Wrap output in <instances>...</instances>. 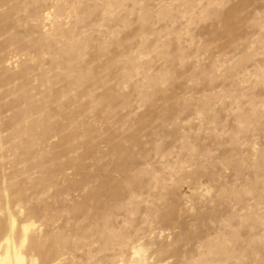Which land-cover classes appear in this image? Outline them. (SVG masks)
<instances>
[{
  "label": "rangeland",
  "instance_id": "obj_1",
  "mask_svg": "<svg viewBox=\"0 0 264 264\" xmlns=\"http://www.w3.org/2000/svg\"><path fill=\"white\" fill-rule=\"evenodd\" d=\"M0 58V259L8 200L25 264H264V0H0Z\"/></svg>",
  "mask_w": 264,
  "mask_h": 264
},
{
  "label": "bare ground",
  "instance_id": "obj_2",
  "mask_svg": "<svg viewBox=\"0 0 264 264\" xmlns=\"http://www.w3.org/2000/svg\"><path fill=\"white\" fill-rule=\"evenodd\" d=\"M16 57V56H14ZM12 58H10L11 60ZM8 59H4V58H0V69H2L5 65V63H8ZM1 84V83H0ZM3 86L2 84L0 85V87ZM19 206V205H18ZM20 207V206H19ZM6 211L8 213L7 215V221L10 227V236L8 238V248H7V252L6 255L3 259H0V264H25V260L24 257L22 256V253L19 249L16 248V246H14V236H15V226H16V220L13 216V211L10 207V203L7 200L6 203ZM23 211V210H22ZM97 224V223H96ZM114 229V228H113ZM27 230V227H24V231ZM129 237L128 241H124L122 240L119 245H120V252H124L126 251H130V250H136L135 248V241ZM116 240V239H115ZM105 244L110 243V241L106 240L104 241ZM117 256V255H116ZM119 256V255H118ZM117 256V258H118ZM114 258V257H113ZM116 258V257H115ZM63 260V259H62ZM31 264H36L35 262H32ZM118 264V263H117Z\"/></svg>",
  "mask_w": 264,
  "mask_h": 264
}]
</instances>
